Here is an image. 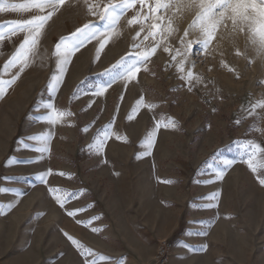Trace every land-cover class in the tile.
<instances>
[{
  "label": "rangeland",
  "instance_id": "1",
  "mask_svg": "<svg viewBox=\"0 0 264 264\" xmlns=\"http://www.w3.org/2000/svg\"><path fill=\"white\" fill-rule=\"evenodd\" d=\"M138 9L121 16L98 60L95 40L76 52L54 91L56 42L86 23L104 27V21L88 14L84 0H65L45 25L28 67L0 98V188L10 190L0 193V209L14 204L0 215V264H84L65 233L91 250L95 256L89 259L97 264H118L122 258V264H152L158 239L172 245L168 264H264V186L257 180L264 170L253 173L240 162L247 153L237 143L254 142L264 149V108L249 111L264 101V55L243 35L214 41L202 54L195 44L186 70L194 65L192 71L203 83L189 91L175 66L166 67L170 57L161 45L135 80L126 85L117 80L103 96L94 97V87L110 78L105 70L122 57L133 61L129 52L141 50L132 46L140 44L147 28L134 40L140 26L127 24ZM32 14L0 13V25ZM190 22L186 15L174 20L172 45L179 46ZM23 38L20 33L0 42V69ZM222 60L233 71L222 67ZM18 71L10 69L0 79L10 80ZM139 99L143 105L127 120ZM47 104L71 116L54 125L42 122ZM167 119L176 127L161 128L150 149L141 147L155 122ZM109 124L112 135L97 154L94 138ZM225 160L236 163L221 180L208 182ZM261 161L264 152L253 163ZM49 170L47 183L41 184L37 176ZM49 187L83 190L65 208L87 210L69 217ZM213 193H218L215 200L210 199ZM93 217L99 219L90 227L76 222ZM201 245L206 249L200 250ZM101 256L107 259L101 262Z\"/></svg>",
  "mask_w": 264,
  "mask_h": 264
},
{
  "label": "snow or ice",
  "instance_id": "2",
  "mask_svg": "<svg viewBox=\"0 0 264 264\" xmlns=\"http://www.w3.org/2000/svg\"><path fill=\"white\" fill-rule=\"evenodd\" d=\"M64 2L65 0H22L20 3H6L5 0H0V13H33L27 18L10 22L7 25H0V42L5 37L16 36L20 33L24 34L23 40L19 43L11 58L0 69V75H2L8 73L10 69L19 67V71L10 80L0 79V98H3L7 87L15 83L16 79L19 78V74L28 67L30 56L34 53L39 43L45 25ZM84 2L88 14L97 16L99 20L104 21V27L103 29H98L93 24L86 23L81 28L76 29L71 36L62 37L56 42L52 55L56 58L58 74L51 77V86L54 91L63 82L65 66L70 63L72 56L95 40L97 41L95 58L98 60L111 36L116 34V26L121 16L125 15L128 10L136 8L137 5H139V9L133 17L127 20V24L128 26H140V30L136 32V36L133 38L134 40L141 37V34L145 33L147 28V32L143 35L140 44L132 46L133 49L140 48L141 50L129 52L128 55L134 57L133 61L126 63V57H122L109 69H106L103 75L110 78L107 83L94 87V90H92L94 97L103 96L112 83L117 80L124 81L125 85L135 80L142 66L145 65L146 61H149L150 57L157 52L161 45H163L164 53L170 57V63L166 67L175 66L178 78L185 82L189 91H192L196 85L203 83L202 78L193 73L192 67L194 65L186 70V62L195 44L201 46L202 54L208 51L214 41L218 43L224 40L234 41L237 36L243 35L248 45H251L259 55H264V0H115V2L108 0L107 3H103L102 0H91V2L84 0ZM117 9L120 10L119 15H117ZM169 12L172 13L171 16L167 15ZM185 15L190 18L191 22L184 30L183 36L179 37V46L177 47L170 42L171 37L177 32L173 22L178 16L182 17ZM149 21H151L150 24L148 23ZM190 36H195V39H188ZM148 41H151V43H146ZM141 45H143L142 48ZM235 55L240 56L241 52L237 51ZM221 66L233 71L223 60L221 61ZM144 70H147L146 67ZM93 102L90 101L88 107H91ZM143 103L142 99L137 100L126 119L131 121L137 109ZM44 108L47 115L42 118V122L54 125L57 121L71 116V112L56 110L53 104H47ZM147 108L152 110L153 105L148 104ZM256 108H264V101L252 105L249 111L254 112ZM236 123H240V121L237 120ZM110 127L111 124L100 130L97 137L94 138L99 141V143L95 144L97 154L103 150L106 141L112 135L109 131ZM175 127L176 123L171 119L156 121L152 131L146 134L141 147L150 149L154 145L157 132L161 128L168 130ZM83 131H87V127ZM116 138L124 140V137L121 136ZM237 143L241 144L242 152L247 153L246 156H241L240 162L246 163L249 170L253 173H257L258 170H264V161L255 165L253 163L257 153L264 152V149L254 142ZM10 163L15 165L17 162L12 160ZM222 163L223 168L214 171V178L208 182L215 183L217 180H221L227 168L236 163V161L225 160ZM51 174L49 170L38 175L37 179L41 184H46L47 176ZM58 175L64 176L65 174L58 173ZM68 178L71 179L70 176ZM4 179L7 180L8 178ZM257 180L261 186H264V171L260 172ZM9 191L7 188H0V193ZM48 192L57 206L65 209L66 215L69 217L74 218L87 210V208L74 210L65 208V205L72 199L81 196L83 190L79 193H73L49 187ZM217 196L218 193H213L210 199L215 200ZM13 206L14 204L10 203L7 208L0 209V215L6 214ZM96 219H99V217H93L89 221L77 220L76 222L84 227H90L91 223ZM91 230L93 232L102 231V229L96 228H91ZM65 236L84 258V264H97L96 259H89V257L95 256L91 250L85 249L67 233H65ZM206 247V245H201L200 250H205ZM98 259L104 262L107 258L101 256ZM122 261L123 258L118 264H122Z\"/></svg>",
  "mask_w": 264,
  "mask_h": 264
},
{
  "label": "built area",
  "instance_id": "3",
  "mask_svg": "<svg viewBox=\"0 0 264 264\" xmlns=\"http://www.w3.org/2000/svg\"><path fill=\"white\" fill-rule=\"evenodd\" d=\"M171 249L172 245L167 239H158L152 264H168Z\"/></svg>",
  "mask_w": 264,
  "mask_h": 264
}]
</instances>
